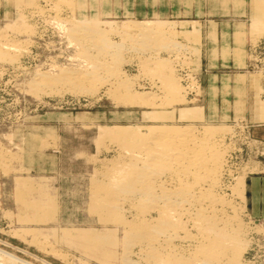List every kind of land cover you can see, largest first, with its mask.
<instances>
[{
    "label": "rangeland",
    "instance_id": "rangeland-1",
    "mask_svg": "<svg viewBox=\"0 0 264 264\" xmlns=\"http://www.w3.org/2000/svg\"><path fill=\"white\" fill-rule=\"evenodd\" d=\"M57 2L0 0V28L9 25L13 29H6L8 35L24 42L13 65L0 62V264H10L6 258L15 264H121L114 243L120 233L86 208L95 159L111 155L100 147L108 143L105 134L112 125L144 129L152 123V112L163 111L167 116L161 118H182L177 123L226 126L230 133L224 142L244 184L246 177L264 172L263 10L259 0H61L55 13L51 7ZM57 14L62 20L117 24L174 22V30L164 29L188 47H173L179 54L174 63H182L177 73L187 84L186 102L148 109L117 104L102 90L33 93L28 85L37 78L35 72L82 69L76 68L74 40L56 27ZM164 51L159 53L162 58ZM121 71L130 78L139 69L131 62ZM133 89L155 90L146 81ZM241 204L242 221L264 232L246 199ZM251 237L264 244V233ZM259 250L245 254L250 264H264V249Z\"/></svg>",
    "mask_w": 264,
    "mask_h": 264
},
{
    "label": "bare ground",
    "instance_id": "bare-ground-1",
    "mask_svg": "<svg viewBox=\"0 0 264 264\" xmlns=\"http://www.w3.org/2000/svg\"><path fill=\"white\" fill-rule=\"evenodd\" d=\"M54 1L58 2L51 8L58 13L61 0ZM258 5L264 20V0ZM65 18H60L63 22L57 18L56 27L74 40L67 43L74 46L76 68L82 69L35 72L37 78L28 85L33 93L62 88L84 95L102 90L117 104L148 109L186 102L187 84L177 73L182 63H174L178 53L174 54L173 47H188L180 46L174 32L164 29L172 28L174 22L124 20L117 24ZM7 28L12 27L0 28V62L13 65L24 42L10 37ZM161 50L167 51L166 57L159 56ZM131 62L139 69L131 76L134 79L121 71L122 65ZM145 81L155 90L133 89ZM160 116L167 115L152 112V123L144 129L119 124L107 129L108 143L100 148L111 155L95 159L97 165L87 183V211L120 233L114 243L121 264H250L245 254L264 249L251 235L264 232L247 226L240 217L245 184L225 143L229 128L182 124L176 122L182 118Z\"/></svg>",
    "mask_w": 264,
    "mask_h": 264
},
{
    "label": "crops",
    "instance_id": "crops-1",
    "mask_svg": "<svg viewBox=\"0 0 264 264\" xmlns=\"http://www.w3.org/2000/svg\"><path fill=\"white\" fill-rule=\"evenodd\" d=\"M245 199L252 216L264 224V172L246 177Z\"/></svg>",
    "mask_w": 264,
    "mask_h": 264
}]
</instances>
